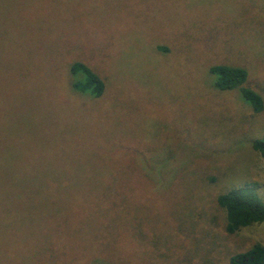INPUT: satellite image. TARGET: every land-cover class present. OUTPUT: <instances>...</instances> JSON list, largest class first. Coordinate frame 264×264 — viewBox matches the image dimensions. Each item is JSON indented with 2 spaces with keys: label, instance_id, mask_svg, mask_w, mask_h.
Listing matches in <instances>:
<instances>
[{
  "label": "rangeland",
  "instance_id": "rangeland-1",
  "mask_svg": "<svg viewBox=\"0 0 264 264\" xmlns=\"http://www.w3.org/2000/svg\"><path fill=\"white\" fill-rule=\"evenodd\" d=\"M218 64L260 111L214 87ZM256 138L264 0H0V264H230L264 245L216 201L250 183L264 201Z\"/></svg>",
  "mask_w": 264,
  "mask_h": 264
},
{
  "label": "trees",
  "instance_id": "trees-1",
  "mask_svg": "<svg viewBox=\"0 0 264 264\" xmlns=\"http://www.w3.org/2000/svg\"><path fill=\"white\" fill-rule=\"evenodd\" d=\"M213 77V85L219 90L238 89L242 98L250 104L253 111L263 107L261 96L253 89L243 85L247 78L246 69L225 64L213 65L209 68ZM73 76V88L81 93L98 97L104 90V81L89 66L81 61L70 65ZM252 148L264 158V138H256L251 142ZM217 204L225 212V230L235 233L239 229L253 223L264 222V201L255 191L254 183L231 188L219 194ZM230 264H264V245L254 243L249 249L235 253L229 258Z\"/></svg>",
  "mask_w": 264,
  "mask_h": 264
}]
</instances>
